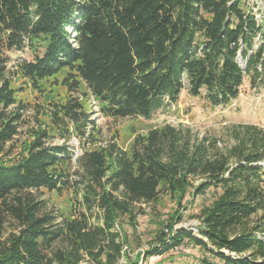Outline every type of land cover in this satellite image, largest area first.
<instances>
[{
    "label": "trees",
    "instance_id": "trees-1",
    "mask_svg": "<svg viewBox=\"0 0 264 264\" xmlns=\"http://www.w3.org/2000/svg\"><path fill=\"white\" fill-rule=\"evenodd\" d=\"M257 34L264 37V25L244 0H0V264L129 260L123 223L137 241L136 217L146 207L167 195L184 208L187 192L208 188L220 191L194 215L196 231L172 230L177 209L129 264L184 243L213 259L202 264L264 263L260 129L233 128L227 144L208 132L198 137L189 125L163 124L122 148L115 135L101 142L79 97L83 87L111 119H150L164 97L176 103L182 90L210 108L226 106L244 75L251 83L262 78L264 42L252 49ZM24 48L31 59L8 69L3 51ZM19 79L37 91L55 79L67 97L52 103V128H32L12 155L26 107ZM45 191L70 193L68 211L51 207Z\"/></svg>",
    "mask_w": 264,
    "mask_h": 264
},
{
    "label": "rangeland",
    "instance_id": "rangeland-1",
    "mask_svg": "<svg viewBox=\"0 0 264 264\" xmlns=\"http://www.w3.org/2000/svg\"><path fill=\"white\" fill-rule=\"evenodd\" d=\"M244 1L247 2L252 12L257 15L258 22L264 25V0ZM263 42L264 37L257 34L252 49H256ZM3 54L8 57L7 68L10 70L14 69L16 61L31 59L27 48L23 50H4ZM238 61L244 67L243 60L238 58ZM62 76L61 73L57 75L58 81ZM24 82L23 79L15 82V85L22 86L21 91L17 93V98L25 103L26 107L22 112L21 121L18 123V134L13 141L15 147L12 155L31 139L30 130L32 128L51 127L49 114L52 103L64 102L67 97L66 88L60 83L56 84L55 79L42 80L40 83L41 90L39 91L32 88L29 83ZM83 91L86 93H83ZM79 97L91 115V119L95 121V125L100 129L99 138L101 142L115 135L117 143L122 148H127L133 136L137 133H145L149 128L163 124L173 126L189 125L197 131L198 137L208 132L227 144L232 143L230 131L233 128L240 129L251 125L262 131L264 141V73L261 80L254 83L250 82L248 75H244L238 98L226 106L210 108L200 99L191 97L186 90H182L176 103H171L167 97H164L163 105L152 113L150 119L141 117L111 119L98 112L97 103L83 87ZM11 108L14 107L11 106ZM51 141L62 143L63 139L54 137ZM68 144L71 146L74 156L81 152L79 140L76 137L72 136ZM261 163L264 165V161ZM219 191V189L208 188L204 194L197 196H192L191 191H189L182 201L186 205L184 208L177 207L174 197L162 196L154 209L146 207L145 214L136 217L135 235L138 238L137 241L130 239L133 230L128 224L123 223V231L129 238V244L124 247V253L129 257V260L120 258L118 264H129L133 258L148 249L151 245L150 242H153V236L162 227L160 222L167 221L169 216L174 215L177 209H179L177 216H180V220H176L177 216L172 220V230L181 226L196 229L198 220L194 215L203 206L209 205ZM43 197L49 200L51 207L65 213L68 211L70 193L57 194L45 191ZM257 236L264 238L261 234H257ZM202 258L213 260L198 247L184 243L162 255H151L144 260H140L138 264H202ZM260 261L262 260L257 258L256 262L258 264H261ZM81 264L89 263L82 262Z\"/></svg>",
    "mask_w": 264,
    "mask_h": 264
},
{
    "label": "built area",
    "instance_id": "built-area-1",
    "mask_svg": "<svg viewBox=\"0 0 264 264\" xmlns=\"http://www.w3.org/2000/svg\"><path fill=\"white\" fill-rule=\"evenodd\" d=\"M254 15H255V17H256V19H257V21H258L257 15H256L255 13H254ZM190 229L196 231V229H194V228H191V227H190ZM165 231H167V229H165Z\"/></svg>",
    "mask_w": 264,
    "mask_h": 264
}]
</instances>
